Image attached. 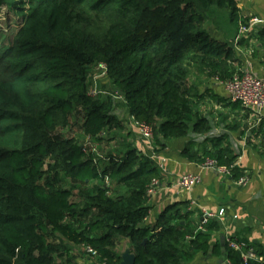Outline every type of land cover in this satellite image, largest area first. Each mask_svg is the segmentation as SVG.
<instances>
[{
	"label": "trees",
	"instance_id": "obj_1",
	"mask_svg": "<svg viewBox=\"0 0 264 264\" xmlns=\"http://www.w3.org/2000/svg\"><path fill=\"white\" fill-rule=\"evenodd\" d=\"M6 6L12 12L8 22L15 16L18 22L0 30L9 42L0 47V74H7L0 80V264H51L55 250L48 230L92 248L99 264H121L118 248L124 243L135 264H186L210 253L225 255L229 264H245L227 243L222 254L220 242H214L218 222L204 227L191 221L188 201L167 207L144 225L151 210L148 187L160 179L149 155L126 145L111 169H100L81 144L54 133L81 111L82 130L101 141L118 124L114 101L130 118L152 126L160 148L163 142L189 139L183 158L234 165L231 178L239 181L245 171L235 166L239 155L227 134L206 138L210 149L205 146L202 155L192 138L213 130L199 112L203 102L228 100L201 94L188 80L193 68L220 83L231 80L243 70L237 47L252 40L253 54L262 53L264 64V27L237 44L215 38L208 25L219 11L228 12L230 27L239 29L247 21L236 0H0V12ZM102 63L107 76L99 87L109 93L92 96V79ZM114 92L124 101L115 100ZM254 132L264 140L263 123ZM58 172L88 187L80 193L85 204L72 200L73 188L58 187L59 181L48 176ZM107 179L124 193L112 197Z\"/></svg>",
	"mask_w": 264,
	"mask_h": 264
},
{
	"label": "crops",
	"instance_id": "obj_2",
	"mask_svg": "<svg viewBox=\"0 0 264 264\" xmlns=\"http://www.w3.org/2000/svg\"><path fill=\"white\" fill-rule=\"evenodd\" d=\"M236 1L241 18H251L252 16L264 18V0ZM241 26L242 24H239L238 29L226 24L225 30L216 31L215 37L220 41L232 42L235 40L237 44L236 38L240 33ZM255 45V40H252L250 41L251 47L249 44L237 47L239 54L243 57L242 68L252 72L258 78L264 79L263 55L259 52L253 54L252 46ZM222 96L227 99L226 95ZM230 107L238 117L235 119L238 122L241 119L242 124L225 134L228 135L233 153L239 155L236 164L245 171L247 183L239 184V181L232 180L231 174H226L218 169L205 168L201 163L183 158L181 154L189 139L163 142V152L159 156L167 158V161L160 170V186L151 197V210L144 224L150 225L155 222L159 214L167 207L188 201L189 205H192L189 210L194 213L191 218L192 222L203 223V212L207 211L213 215L209 219V223L212 221L219 223L220 231L215 232L213 238L214 242H220L222 254H225L226 245V241L224 246L222 245V239L225 240V237L229 235L234 240L245 241L257 250L264 249V140L254 132L261 123L264 124V115L259 118L254 116L253 111L243 107L242 112H240L241 109L234 108L233 104ZM245 110L246 115H243ZM131 127L136 138L143 140L133 125ZM134 146L146 154L139 144ZM206 148L210 149V146ZM188 174L200 175L201 182L191 191H181L177 187V182L182 176ZM221 210L224 211V214L219 217ZM213 248L214 246L211 250ZM127 249H130L128 244L122 254ZM186 264H229V262L225 255L219 257L210 253L208 256L199 254Z\"/></svg>",
	"mask_w": 264,
	"mask_h": 264
},
{
	"label": "rangeland",
	"instance_id": "obj_3",
	"mask_svg": "<svg viewBox=\"0 0 264 264\" xmlns=\"http://www.w3.org/2000/svg\"><path fill=\"white\" fill-rule=\"evenodd\" d=\"M10 14H12V12L7 6L0 12V30L2 26L6 27L8 23L13 24V26L17 24L18 16H15L8 22ZM254 18H259L264 21V18L258 16H252L251 18L245 19L249 20ZM227 21L228 12L226 10L219 11L217 17L208 25L209 31L214 35V37L217 35L215 29L219 28L221 30H225ZM263 27L264 25H261L258 29L260 30ZM6 38L0 36V47L7 46L9 42H7ZM2 70L11 74L10 70L6 66L2 67ZM6 77L7 74H0V80L5 79ZM103 78L105 77H101L100 79ZM216 80L217 79H214L211 75L201 72L197 68H193L188 84L195 86L197 91L201 94L210 93L211 95L215 94L219 97H223L222 95H224L225 97L226 94L224 84H220V82H217ZM107 86L110 87L109 84H107ZM229 104L230 103L228 101H222L219 103L215 100L207 98L199 107V112L205 117H208L213 125V130L208 135L202 138L196 136L192 137L195 141L194 149H196L199 154L202 155L205 150V146H209V143L205 142L206 138L219 137L226 132L231 131L234 127H238L239 124H242V121H240L241 119L239 122L235 119L238 117L232 107H230L233 103L231 105ZM111 108L118 119V124L112 130L106 131L103 134L101 141H94L84 133L82 130L83 118L80 115L81 111H75V113L70 117V125L66 128L58 130L54 133V135L58 138H72L77 141L81 144L86 157H89V154L92 153L95 160L94 164L100 169H111V162L124 156L126 145L134 146L139 144L150 157L155 156V154L159 156L163 152V148H160L156 144V140H154V138V141H151L152 143L136 138L131 127L132 120L129 117L128 110L125 106L113 101L111 102ZM244 109L242 108L240 112ZM243 115H246V110ZM254 116L258 117L257 115ZM53 175L54 174L51 173L48 176L53 177L56 182L59 181L58 187L68 189L73 188L75 190V197L72 199L73 201L85 204V201L80 198V193L86 191L88 187L84 186L80 182L70 180L64 173L58 172L54 176ZM96 183L99 184V182ZM110 187V195L112 197H115L117 194L124 193L125 191L124 188L120 186L110 184ZM47 234L48 240L55 250L51 264H99L97 257L91 255L83 245L70 244L60 236L52 235L49 230ZM125 247H127L126 243L118 248V252H123Z\"/></svg>",
	"mask_w": 264,
	"mask_h": 264
},
{
	"label": "built area",
	"instance_id": "obj_4",
	"mask_svg": "<svg viewBox=\"0 0 264 264\" xmlns=\"http://www.w3.org/2000/svg\"><path fill=\"white\" fill-rule=\"evenodd\" d=\"M264 25V21L259 18L249 19L240 27V33L236 38V42H238L241 38L248 36L251 33H258L259 27ZM107 76V66L102 63L98 66L95 76L92 79L93 88L91 90L92 96H97L99 94H108L109 92L104 91L99 87V81L101 77ZM220 84H224V89L226 92L227 100L231 103H240L243 108L246 110L253 111L254 115H257L261 118L264 115V79L256 77L252 72L248 70H242L240 74H236L231 80L227 82H221ZM113 97L117 101H124V97L120 92H114ZM131 125L136 129L139 136L146 142L151 143L154 138V130L152 126L146 123L137 122L134 118H131ZM156 164L159 166L160 170L163 168V164L166 163L167 158L163 156H155L151 157ZM234 166V165H233ZM231 167H220L217 165L215 160H207L203 163V167L205 168H213L218 169L219 171L225 172L226 174H231ZM237 166V164H235ZM248 181L247 177L241 178L239 180V184H246ZM109 179L106 180L107 185L109 186ZM201 182V176L198 174H188L182 176L178 182L177 187L181 191H191L196 188ZM160 186L159 179L154 180L150 186L148 187V194L152 197L156 192L158 187ZM192 208V205H191ZM203 223L202 225L209 224V219L213 217L211 213H207V211L203 212ZM224 214V211L221 210L219 217ZM147 221V219H146ZM145 221V222H146ZM199 230H203V228H199ZM225 241L230 249L238 252L245 264L249 262H264V250L260 253L256 248L247 244L245 241H237L232 238V236H226ZM86 250L93 256H97V252L94 251L90 247H86Z\"/></svg>",
	"mask_w": 264,
	"mask_h": 264
},
{
	"label": "water",
	"instance_id": "obj_5",
	"mask_svg": "<svg viewBox=\"0 0 264 264\" xmlns=\"http://www.w3.org/2000/svg\"><path fill=\"white\" fill-rule=\"evenodd\" d=\"M225 240L222 239V245L224 246ZM136 257L133 253H131L130 249H127L122 254V263L121 264H135Z\"/></svg>",
	"mask_w": 264,
	"mask_h": 264
}]
</instances>
